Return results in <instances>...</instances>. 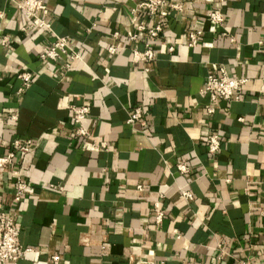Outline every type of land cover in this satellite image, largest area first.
Listing matches in <instances>:
<instances>
[{"label":"crops","instance_id":"1","mask_svg":"<svg viewBox=\"0 0 264 264\" xmlns=\"http://www.w3.org/2000/svg\"><path fill=\"white\" fill-rule=\"evenodd\" d=\"M16 1L0 0V156L14 153L0 201L31 249L20 263L264 262V0H166L182 9L165 16L134 13L140 0H43L50 29L27 32ZM157 23V37L137 30ZM189 30L201 32L192 47ZM55 35L79 57L40 60ZM146 45L153 60L134 62ZM213 65L246 79L236 100L203 91ZM18 72L32 77L21 93ZM71 105L89 107L88 135L74 134ZM13 168L27 186L18 202Z\"/></svg>","mask_w":264,"mask_h":264},{"label":"built area","instance_id":"2","mask_svg":"<svg viewBox=\"0 0 264 264\" xmlns=\"http://www.w3.org/2000/svg\"><path fill=\"white\" fill-rule=\"evenodd\" d=\"M223 2L224 0H218ZM17 9L21 10L27 19V24L21 27L22 32H27L34 29H50V24L46 20L48 15V9L43 0H17ZM182 6L180 3H168L166 0H140L134 9V13L141 12L143 14L153 16L156 14L165 16L170 10L180 11ZM207 18L214 24L221 25L223 23L224 17L223 13L219 8H211L207 13ZM138 32L143 33L146 38L157 37L161 32L162 27L159 23L153 25L150 28L142 24H137ZM200 31L189 30L187 32L188 46H195L198 42V36ZM226 35V33H223ZM117 34H113L115 38ZM136 34L130 36V39H135ZM1 43L6 45L8 43V37L3 36ZM260 43L264 44V38L260 40ZM170 50L172 47L169 48ZM68 41L64 37L54 36L50 44L42 48L38 57L40 60H51L56 61L62 56L68 55L69 60L77 59L79 57L77 52H69ZM120 48L115 45H110L108 47V52L111 54L118 53ZM154 58V51L149 46L142 51L133 50L132 60L134 62L140 61H151ZM68 60V61H69ZM69 63H65V67H68ZM147 70V69H146ZM16 77L20 80L21 85L18 91L24 92L32 83V77L29 72H18ZM246 79L238 77H230L225 68L222 65H213L210 72H208L205 81L203 91L208 93L211 98H219L223 101L236 100L238 98V92L243 88ZM70 109L72 111V123L74 125V134L79 136L88 135V131L81 126V122L85 119L89 112V107L86 105H71ZM208 112H212L211 107L207 108ZM141 111L139 107L133 109L130 116L127 118V123H135L140 120ZM144 124V122H141ZM30 144V140H14L12 142L13 148L16 150L21 148L23 145ZM101 147H105L104 143L100 144ZM219 141L216 134H212L209 137L208 149L210 152H214L218 149ZM14 157V153L9 151L6 155L0 156V169L6 167L10 164L11 159ZM183 166H180V170H183ZM11 173L15 177L14 193L12 196V202H18L23 197L26 191V183L22 180L21 174L18 169H11ZM141 189V186H137ZM180 198L191 199V194L188 191L181 192ZM154 206L157 208L158 203ZM264 214V209L261 210ZM162 217V211H158L156 214V220L159 221ZM20 227L17 223V214L11 208L7 207L2 201H0V264H21L20 260L24 258V255L31 249L24 248L19 240ZM60 258L58 255L54 254L51 256L50 264H59ZM242 264H248L243 262ZM261 264H264L262 262Z\"/></svg>","mask_w":264,"mask_h":264}]
</instances>
